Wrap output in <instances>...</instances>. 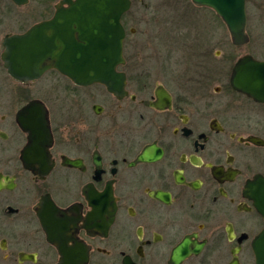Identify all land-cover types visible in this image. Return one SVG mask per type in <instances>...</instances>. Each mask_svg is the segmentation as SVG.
Here are the masks:
<instances>
[{"label": "flooded vegetation", "instance_id": "af4514ba", "mask_svg": "<svg viewBox=\"0 0 264 264\" xmlns=\"http://www.w3.org/2000/svg\"><path fill=\"white\" fill-rule=\"evenodd\" d=\"M60 1L0 0V264H258L264 218L249 189L264 180V101L230 86L249 50L222 63L215 32L185 23L144 47L131 0L123 94L55 69L14 79L5 39L51 20ZM41 115L48 158L31 146Z\"/></svg>", "mask_w": 264, "mask_h": 264}, {"label": "water", "instance_id": "95a60500", "mask_svg": "<svg viewBox=\"0 0 264 264\" xmlns=\"http://www.w3.org/2000/svg\"><path fill=\"white\" fill-rule=\"evenodd\" d=\"M24 3L26 0H13ZM197 7L211 9L228 30L233 45H245L246 0H190ZM131 8V0H61L51 20L36 24L26 33L5 39L2 60L8 74L16 80L33 81L55 69L79 86L101 84L110 93L121 95L125 79L116 68L123 62L125 32L121 17ZM230 86L255 101H264V60L241 56L233 65ZM34 104V103H33ZM26 106L21 114L33 110ZM42 110V108H41ZM43 111V110H42ZM32 113L30 117H33ZM41 115V130L29 129L31 146L41 144V158H48L51 135ZM258 143V140L251 139ZM26 168L35 166L26 164ZM51 169L41 164V175ZM258 212L264 218V180L249 189ZM256 246L258 264L264 261V231Z\"/></svg>", "mask_w": 264, "mask_h": 264}, {"label": "rangeland", "instance_id": "374dc122", "mask_svg": "<svg viewBox=\"0 0 264 264\" xmlns=\"http://www.w3.org/2000/svg\"><path fill=\"white\" fill-rule=\"evenodd\" d=\"M245 3L246 31L251 42L247 47L235 50L231 46L226 26L215 13L209 8L193 5L190 0H133L130 15L136 19V40L139 39V44L144 47L152 48L156 45L153 37L158 35L160 30L173 29L176 33L178 27L175 25L185 23L188 30H195L194 32L200 35L215 32L218 41L213 43L211 51L222 63L227 57L244 54L246 48L254 58L264 60V0H246Z\"/></svg>", "mask_w": 264, "mask_h": 264}]
</instances>
